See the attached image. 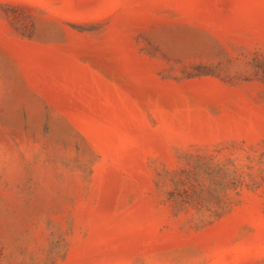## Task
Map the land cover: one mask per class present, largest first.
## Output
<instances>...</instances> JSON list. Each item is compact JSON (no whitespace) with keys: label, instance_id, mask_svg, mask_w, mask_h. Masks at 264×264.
<instances>
[{"label":"rangeland","instance_id":"1","mask_svg":"<svg viewBox=\"0 0 264 264\" xmlns=\"http://www.w3.org/2000/svg\"><path fill=\"white\" fill-rule=\"evenodd\" d=\"M0 264H264V0H0Z\"/></svg>","mask_w":264,"mask_h":264}]
</instances>
